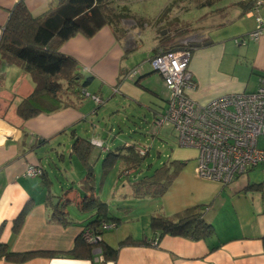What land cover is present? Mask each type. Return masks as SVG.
<instances>
[{
  "label": "crops",
  "instance_id": "1",
  "mask_svg": "<svg viewBox=\"0 0 264 264\" xmlns=\"http://www.w3.org/2000/svg\"><path fill=\"white\" fill-rule=\"evenodd\" d=\"M19 1L21 0H0V38L10 11ZM122 1L119 3L120 6L129 9L128 2ZM23 2L30 15L36 18L47 12L56 0H23ZM241 7L240 14L244 15V20L249 21V24L247 29L237 33L241 36L235 39H243L245 44H236L242 48L235 51L234 48L223 43L217 33H214L220 30L223 25L222 19L228 14L222 8L210 9L204 13L197 20L198 27L195 26L196 24L185 27L191 30L197 28V34L202 39L199 47H193L195 42L190 44L191 56L188 64V70L195 84V89L189 93V97L198 104L203 105L228 94L253 92L259 86V78L264 77V30L257 40L247 37L255 30V16H259L264 22V6L255 11H250L247 6ZM141 20L145 19L141 18ZM142 27L147 28V23L144 22ZM126 31L127 29L122 27V35L116 36L110 27H103L90 38L76 35L60 46V53L69 56L77 63L81 75L92 77L85 87L87 92L94 81L99 84L97 91L90 94L102 96L100 88L105 87V78L102 82L99 80L102 79V75H111L113 79L114 76H122V73L125 76L133 68L122 70L120 65V60L136 49L134 38L132 41L134 46L129 45L128 48H124V44L128 45ZM188 36L177 37V40L193 37ZM151 38L150 50L138 64L139 66H136L139 73L134 83L137 82L138 86H144L153 95L161 96L167 101L168 94L164 82L161 76L147 64L146 58L159 47L168 48L171 46L168 43L176 39L175 37L167 39V37L163 45V41L158 42L155 39L154 32ZM230 60L235 67L242 65L249 69L250 75L255 77V85L252 89L248 88L244 77L235 73V67L229 69ZM111 80L108 85L114 87V81ZM33 90L34 83L28 73L20 66L9 65L0 59V246L13 254H32L25 261L7 260L0 255V264H264V244L261 239L264 237V183L249 185L248 177L234 179L230 183L235 188L233 192L251 188L260 195L252 196L251 199L244 197L245 202L236 206V224L232 228L218 232L213 228L212 236L205 240L194 241L170 235L159 237L150 230L147 232L143 228L140 232L137 226H125L118 221L114 223V228L101 232L100 247L104 245L113 249L118 248L114 261H104L99 246L92 248L90 258L72 256L70 251L74 243L80 239L82 230L93 221L96 214L94 208L81 210L82 202L90 197L104 202L100 197L106 182L101 181L99 184L95 178V162L103 156L105 158L110 151L118 150V147L105 144L107 150L92 149L90 165L93 175L89 184H86V169L80 162L83 174L74 163L63 162L65 141L69 146L67 151L70 158L77 159L71 152L70 145L75 138L90 140L87 123L82 124V122H85L88 114L96 112L100 106L91 110L85 104L87 99L79 100L77 96H72L71 103L65 107L24 119L17 113V107L23 99L33 93ZM91 132L95 135L94 130ZM55 157L59 162H55ZM120 161L122 159L118 160ZM32 165L40 168L39 176H25L26 168ZM137 179L122 185L115 183L113 187V196L116 202L122 199V212L125 214L133 213L132 207L125 204L151 197V195L137 197L134 194L133 185ZM203 181L221 185L216 181ZM189 204L181 200H170L162 211L165 216H172L184 210V206ZM26 206L29 210L23 219L19 220ZM55 208L62 211V214H58V219L55 216ZM151 215L150 211L144 214L142 225L147 224ZM203 220L210 224L206 219ZM124 239L144 240L148 245L119 247ZM153 239L158 240L156 247L151 246L150 241Z\"/></svg>",
  "mask_w": 264,
  "mask_h": 264
},
{
  "label": "rangeland",
  "instance_id": "2",
  "mask_svg": "<svg viewBox=\"0 0 264 264\" xmlns=\"http://www.w3.org/2000/svg\"><path fill=\"white\" fill-rule=\"evenodd\" d=\"M123 1L128 2L131 14L137 20V23L134 20L123 22L125 24L122 27L125 30L127 29L126 32L128 33L126 36L128 45L124 44V48H128L129 45L133 47L134 43L132 41L134 38L136 40V49L130 51L126 57L122 58L120 65L122 70L133 68L125 76L122 73V76H114L112 79L111 75L105 74L102 75V79L99 78L101 82L105 78V87L100 88L102 96L98 94L103 104L100 105L96 112L88 114L87 120L82 122V124L87 123L86 126L90 130L88 134L90 140H98V142L104 143H102L103 147L101 148L89 141L92 148L103 151L107 150L106 146L104 147L105 144H113L117 147L120 145L122 147L124 145H134L138 149H145L146 156L140 162L136 159L131 161L122 158V161H116V163L115 160L109 159L112 164L108 167L106 173L102 171L104 156L98 162H95V178L99 184H101V181L106 182L104 183V192L100 199L104 201L103 203H106L109 217L119 219V224L123 223L125 226H137L140 232L143 228L147 232L151 231L150 218L157 215L165 216L162 210L163 208L165 209V205L170 200H181L186 204L190 203L188 206H184V209L189 207L200 208L203 218L209 221L216 232L232 228L236 224V206L245 202L244 197L251 199L252 196L258 197L260 193L251 188L233 192L235 188L230 184L217 185L203 181L204 179H198L195 173L197 152L192 148L180 147L176 141L174 128L167 122L159 127L155 133L153 131L155 128L153 126L154 120L163 116L168 108L167 101H164L161 96L153 95L144 86L141 87L135 84V78L129 79V75L135 70L136 66H139L138 64L150 50L149 46L152 44L151 34L153 32L155 39L158 42L163 41V45L165 40L171 37H175L177 40V37L186 38L188 35L193 36L184 40L170 41L168 45L183 44V42L184 44L193 42L197 44V40H202L197 34V28L191 30L185 27L189 24H192V26L196 24L195 26L198 27V18L210 9L222 8L228 13L222 19L223 25L220 30H216L214 33L218 34L223 43L234 48V51L242 48L236 46L234 39L241 36V34H237L240 33L239 31L248 28L249 21L244 20V15L240 14L242 12L240 4L242 2L247 3L249 0H216L210 8L206 7V9L189 8L185 12L183 10H173L169 13L170 15L168 14L169 17L162 21L163 23L160 21L166 14L160 20L158 18L163 11L166 12V8H169L170 0ZM236 11L238 13H235ZM241 20H244V22ZM144 22L147 23V28L144 27L145 29L142 27ZM159 49L161 48L159 47ZM147 64L149 63L147 62ZM233 67L235 65L230 60L229 69ZM235 69V73L244 77L248 88L252 89L255 85V77L250 75L249 69L242 67V65L236 66ZM110 80L111 82L114 81V87L108 85ZM98 87L99 84L94 81L88 88V93L97 91ZM120 87L122 88L120 89ZM85 104L91 110L97 106L90 98L87 99ZM91 130H94L95 135L92 134ZM81 132L84 133V131ZM65 147L66 150L64 149L63 154L65 160L63 162L67 164L74 163L81 174H83L84 171L79 161L75 157L70 158L67 151L69 146L66 145V141ZM123 154L127 156V153ZM54 160L59 162L57 157ZM175 162L180 163L182 167L174 176L171 175L168 180L163 178L160 181L159 186L163 188L161 193L151 195L147 200L137 199L136 202L125 204L132 207L131 211L133 213L125 214L122 212V199L116 202L113 196L114 192L112 190L115 183L122 185V183L127 181L132 182L135 178L152 175L156 169L163 166L172 169ZM169 174H172V171ZM247 177L250 181L249 185L264 183V168L258 166L235 179H246ZM123 203H128V201H123ZM147 211H150L152 215L144 226V224L142 225V217Z\"/></svg>",
  "mask_w": 264,
  "mask_h": 264
},
{
  "label": "trees",
  "instance_id": "3",
  "mask_svg": "<svg viewBox=\"0 0 264 264\" xmlns=\"http://www.w3.org/2000/svg\"><path fill=\"white\" fill-rule=\"evenodd\" d=\"M121 1L56 0L47 12L36 18L30 15L23 0L14 5L0 38V59L9 65L20 66L30 75L34 83L33 93L28 98L23 99L17 107V113L22 118L29 119L40 113L54 112L70 104L72 96H77L79 100L86 99L83 97L82 91H86L85 87L92 80V77L81 75L77 63L69 56L60 53L59 48L64 42L76 35L90 38L103 27H110L116 36H121L123 22L134 20L137 23L131 11L124 6H120ZM215 1L170 0L169 8H166V12L163 11L158 20L165 14L160 22L166 20L173 10H183L185 12L189 8H210ZM255 2L249 0L247 3L242 2L240 6H247L252 11ZM186 46L190 47V44H184L183 42V44H173L168 48L161 49L170 51L186 48ZM153 54L146 58V62ZM136 84L138 83L136 82ZM89 141L75 138L71 145V152L86 169V184H89L93 175L90 165L93 148ZM117 149L105 155L102 164L104 173L112 164L109 159H113L115 162L122 158L131 161L136 159L140 162L146 156H140L138 153L139 150L145 149H138L134 145H124L123 147L121 145ZM120 150L121 152H119ZM123 153H127V156ZM173 165L172 169L163 166L156 169L152 175L138 178L133 185L134 194L137 197H144L161 193L163 188L159 186L160 181L163 178L168 180L171 175L174 176L182 167L180 163L176 162ZM171 171L172 174H169ZM92 208L95 209L96 214L93 221L86 227L95 229L102 222L118 223L119 220L109 217L107 205L96 198L90 197L81 204V210H91ZM28 210L29 207L26 206L22 210L19 220L23 219ZM58 214H62V211L55 208L56 219H58ZM150 229L153 233H157L159 237L170 235L194 241L205 240L214 233L213 227L203 220L201 209L198 207L186 208L172 216H152L150 218ZM261 239L262 244H264V237ZM101 245L102 240L98 243L99 247ZM124 245H148V243L144 240L124 239L120 242L119 247ZM92 248L94 246L84 242L80 237L74 243L70 254L74 257L90 258ZM100 248L104 261H114L116 259L118 248L113 249L104 245ZM0 255L7 260L14 261H25L32 256V254H13L8 250H4L1 246Z\"/></svg>",
  "mask_w": 264,
  "mask_h": 264
},
{
  "label": "built area",
  "instance_id": "4",
  "mask_svg": "<svg viewBox=\"0 0 264 264\" xmlns=\"http://www.w3.org/2000/svg\"><path fill=\"white\" fill-rule=\"evenodd\" d=\"M261 6L264 0H257L254 11ZM255 24V30L247 35L251 40L259 39L264 30L259 16H255ZM235 44L244 45L245 40L235 39ZM190 56L191 49L186 46L170 51L158 49L147 59L153 71L161 76L168 94V108L163 116L154 120V133L165 122L169 123L176 133L177 144L197 152L195 173L200 179L227 185L249 170L258 166L264 168V77L259 78V86L253 92L228 94L198 104L189 97L195 89L188 70ZM138 73L135 69L129 79H134ZM82 95L97 106L103 104L98 95L87 91H82ZM90 143L103 147V142L98 140H90ZM138 153L145 156V150ZM24 174L37 177L41 170L32 165ZM114 227L111 222H102L95 229L86 227L81 239L96 248L102 240L101 232ZM157 244V239L151 242L152 247Z\"/></svg>",
  "mask_w": 264,
  "mask_h": 264
},
{
  "label": "water",
  "instance_id": "5",
  "mask_svg": "<svg viewBox=\"0 0 264 264\" xmlns=\"http://www.w3.org/2000/svg\"><path fill=\"white\" fill-rule=\"evenodd\" d=\"M208 44V43H207ZM201 44L197 43V44H194L193 47H199ZM206 45V44H205Z\"/></svg>",
  "mask_w": 264,
  "mask_h": 264
},
{
  "label": "flooded vegetation",
  "instance_id": "6",
  "mask_svg": "<svg viewBox=\"0 0 264 264\" xmlns=\"http://www.w3.org/2000/svg\"><path fill=\"white\" fill-rule=\"evenodd\" d=\"M198 42H199V44H200V42H202V40H197Z\"/></svg>",
  "mask_w": 264,
  "mask_h": 264
}]
</instances>
